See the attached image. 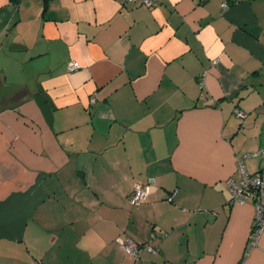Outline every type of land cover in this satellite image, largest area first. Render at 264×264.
Here are the masks:
<instances>
[{
    "label": "crops",
    "instance_id": "crops-1",
    "mask_svg": "<svg viewBox=\"0 0 264 264\" xmlns=\"http://www.w3.org/2000/svg\"><path fill=\"white\" fill-rule=\"evenodd\" d=\"M222 1L0 0V264L240 262L254 209L227 179L264 175V0Z\"/></svg>",
    "mask_w": 264,
    "mask_h": 264
},
{
    "label": "built area",
    "instance_id": "built-area-1",
    "mask_svg": "<svg viewBox=\"0 0 264 264\" xmlns=\"http://www.w3.org/2000/svg\"><path fill=\"white\" fill-rule=\"evenodd\" d=\"M135 0H128V2H134ZM242 0H223L221 3L222 9H227L229 4L238 3ZM141 5L145 7L156 6L159 0H140ZM78 64L75 61L69 63V69H75ZM202 85V83H200ZM238 110H236V113ZM241 113H239L240 115ZM261 151L251 153L250 155H259ZM237 177H230L227 179V186L231 195L230 202L232 204L251 202L254 209L252 219V232L250 239L248 240L246 253H249L257 244L260 235L264 232V175L262 174H250L244 166L242 160H238L236 163ZM146 194V186L142 183L135 185L132 202L140 203ZM122 246L126 253L132 256H138L142 248L149 251L153 250V246L150 244L141 245L132 239L122 240Z\"/></svg>",
    "mask_w": 264,
    "mask_h": 264
},
{
    "label": "trees",
    "instance_id": "trees-1",
    "mask_svg": "<svg viewBox=\"0 0 264 264\" xmlns=\"http://www.w3.org/2000/svg\"><path fill=\"white\" fill-rule=\"evenodd\" d=\"M158 3H159V2H158ZM251 232H252V226H251V230H250V233H249L248 240L250 239V234H251ZM247 243H248V241H247ZM246 247H247V245H246ZM246 247H245V249H244L243 257H242V259L240 260V262H239L238 264H242V262L244 261L245 255L248 254V253H246Z\"/></svg>",
    "mask_w": 264,
    "mask_h": 264
}]
</instances>
